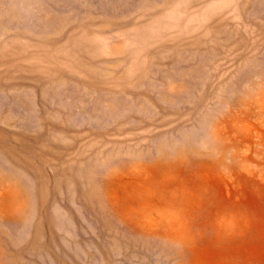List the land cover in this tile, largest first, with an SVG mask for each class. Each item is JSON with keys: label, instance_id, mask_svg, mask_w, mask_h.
Wrapping results in <instances>:
<instances>
[{"label": "rangeland", "instance_id": "rangeland-1", "mask_svg": "<svg viewBox=\"0 0 264 264\" xmlns=\"http://www.w3.org/2000/svg\"><path fill=\"white\" fill-rule=\"evenodd\" d=\"M0 264H264V0H0Z\"/></svg>", "mask_w": 264, "mask_h": 264}]
</instances>
